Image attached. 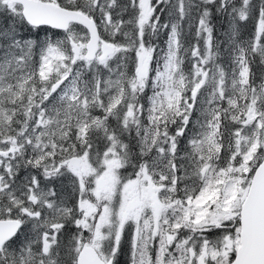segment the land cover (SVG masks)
I'll return each instance as SVG.
<instances>
[{
    "label": "snow or ice",
    "instance_id": "snow-or-ice-1",
    "mask_svg": "<svg viewBox=\"0 0 264 264\" xmlns=\"http://www.w3.org/2000/svg\"><path fill=\"white\" fill-rule=\"evenodd\" d=\"M125 244L264 264V0H0V264Z\"/></svg>",
    "mask_w": 264,
    "mask_h": 264
},
{
    "label": "trees",
    "instance_id": "trees-1",
    "mask_svg": "<svg viewBox=\"0 0 264 264\" xmlns=\"http://www.w3.org/2000/svg\"><path fill=\"white\" fill-rule=\"evenodd\" d=\"M162 19H163V17H162ZM215 22L217 23V31L218 32L226 30L227 25L224 24V22L219 17L216 18ZM221 24H223V27H221ZM164 38L165 37H163V36L161 37V40H160L161 46H163L162 42H163ZM120 258L122 259V261H120V264H123V263L127 264L128 255H127V245L126 244L124 245V254Z\"/></svg>",
    "mask_w": 264,
    "mask_h": 264
},
{
    "label": "flooded vegetation",
    "instance_id": "flooded-vegetation-1",
    "mask_svg": "<svg viewBox=\"0 0 264 264\" xmlns=\"http://www.w3.org/2000/svg\"><path fill=\"white\" fill-rule=\"evenodd\" d=\"M120 259V261H122V259L121 258H119ZM124 264V263H123Z\"/></svg>",
    "mask_w": 264,
    "mask_h": 264
}]
</instances>
